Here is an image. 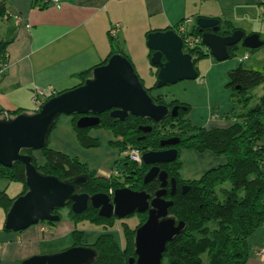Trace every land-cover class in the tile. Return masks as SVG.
I'll return each mask as SVG.
<instances>
[{"label":"crops","instance_id":"obj_1","mask_svg":"<svg viewBox=\"0 0 264 264\" xmlns=\"http://www.w3.org/2000/svg\"><path fill=\"white\" fill-rule=\"evenodd\" d=\"M4 1L6 14L0 17L3 22L5 20L2 31L4 37L0 40L8 41L9 64L0 77V109L6 112L18 108L27 112L36 111L32 100L36 87L46 89L48 93H52L50 96L74 87L90 76L84 78V71L91 70L92 74L93 68L106 62L112 52L120 51L126 54L137 70V63L152 57L153 49L147 43L148 33L175 27L187 16H192V13L198 14V17L218 18L223 29L226 21H230L245 34L257 32L264 43V37L252 26L254 16L261 15L260 12L263 13L264 20V0H60L58 3L43 0ZM17 16L20 17L19 20ZM118 21L121 26L117 35L112 37L109 29ZM247 25L248 31L244 28ZM195 28L197 24L192 21L191 30ZM184 50L187 51L185 48ZM246 52L247 50H244L243 54L236 55L235 60L228 59L230 57L217 60L205 52L203 56L206 58L203 59L209 58V64H202L201 57L197 59V78L181 79L173 85L170 83L169 86H149V91L155 99L158 96L162 98L163 101L158 103L175 105L174 101L177 100L176 104L189 105L188 117L191 119V114V121L196 125H227L234 117V105L230 102V97L221 100L211 93L212 82L210 86L208 74L214 72L213 75H224L222 81L226 90L228 87L225 86V79H228V71L231 68L242 65L246 59L256 62L249 52L247 58L239 60ZM154 66L158 79L159 67L155 64ZM153 74L155 75L154 72ZM218 84L220 85V82ZM187 94L198 96L201 103L197 106H204L202 112L194 114L196 110ZM203 96L205 100H200ZM191 97L194 99V96ZM75 115L65 117L59 127L58 132L63 135L62 145L71 142L78 144V140L80 141L75 127ZM77 116L76 121L80 114ZM96 135L100 139L97 132ZM103 136L105 141L100 140L99 145L105 144L109 156L115 157L117 162L121 157V150L116 145L117 151H114L113 146L118 136L116 137L109 128ZM55 147L67 150L66 146L59 144ZM38 161L43 162L44 159ZM99 171L107 172L104 169ZM16 182L18 181L0 176V191L5 190L11 197H16L25 189L23 181H20L23 185ZM0 207L7 213L4 206L0 204ZM67 210L66 215L61 212V219L54 224L47 220L40 221L18 231L6 230L5 222H0L1 263L21 264L32 255L54 253L74 245L93 244L106 230L101 224L102 228L97 229L96 238L84 242L83 222L88 219H74L70 209ZM249 243L250 253L246 264H264V254L259 253V249L264 246V224L251 232Z\"/></svg>","mask_w":264,"mask_h":264},{"label":"trees","instance_id":"obj_2","mask_svg":"<svg viewBox=\"0 0 264 264\" xmlns=\"http://www.w3.org/2000/svg\"><path fill=\"white\" fill-rule=\"evenodd\" d=\"M5 14L6 4L1 0L0 17ZM223 27L225 29H222L221 33H230L236 28L230 21H226V26ZM193 32L198 33V27ZM7 45L8 41L0 40V61L8 59ZM234 48L229 47L231 55ZM194 53L198 56L196 61L205 55L204 50L198 52L196 50ZM89 75L91 70L83 72L84 78ZM226 85L231 88L233 94H240L241 97L238 99L241 109L239 112L233 111L234 117L229 124L196 125L189 117H185V127L178 132L169 130L170 133L168 132V137L166 136L179 137L176 143L178 150L188 147L198 151L209 150L225 156L223 162L204 171L200 178L188 180L180 177L182 162L179 160V154L175 160L161 164L162 168L167 169L178 181L176 191L170 190L169 196L174 201L170 206V213L176 216L177 220L185 221L184 229L167 242L164 251V256L169 257L171 264H204V252L208 254V264H246L250 253L249 235L256 227L264 224V92L258 96V101L254 105L247 107V101L251 97L248 90L256 85H263L264 88V74L260 70L245 68L239 64L228 71ZM156 100L163 101L159 96ZM186 106V110L182 109L184 113L190 109L189 105ZM23 110L18 108L9 110L8 113L16 115ZM5 113L7 112L0 109V116ZM179 115L180 113L177 115L170 113L161 122H155L148 117L134 114L122 120L106 112L94 126L111 129L115 136H118L114 140V145L120 150L127 144H132L139 146L144 152L165 147L161 143L165 137L161 134L163 129L160 126L169 118L174 117L176 120ZM77 117L76 114L75 127L80 142L85 146L99 145V138L89 134L90 127H80L76 124ZM142 124H152L153 127L145 131L140 128ZM179 132L184 136L180 137ZM41 149L45 154L44 161L39 162L35 155L33 160L38 169L46 174L64 178L88 173L89 181L83 185V191L110 192L111 189L115 190L122 185L118 177L97 175L96 169H91L77 156L49 147L48 143ZM23 151L33 154L34 150ZM116 165L128 177L135 174V178L131 179L132 187H145L153 194L160 188L161 182L157 177L147 183L143 182L144 173L150 167V164L143 160L136 162L120 157ZM0 176L23 181L25 184L23 192L27 190L24 162L15 161L12 166L0 164ZM226 181L227 186L223 185ZM14 198L5 190L0 191V204L6 210ZM67 207L74 219H88L103 224L106 228L94 243L98 256L90 264H129V258L132 255L136 256V228L146 220L147 212H137L140 222L135 226L128 222L123 225L124 242H120L110 230L116 221L114 216H102L94 206L80 213L74 212L70 205ZM57 221L48 222L54 224Z\"/></svg>","mask_w":264,"mask_h":264},{"label":"water","instance_id":"obj_3","mask_svg":"<svg viewBox=\"0 0 264 264\" xmlns=\"http://www.w3.org/2000/svg\"><path fill=\"white\" fill-rule=\"evenodd\" d=\"M196 24L207 53L217 60L230 57L229 47L236 48L239 42L247 48L263 44L257 32L245 34L241 28H235L230 33H221L223 28L215 17L199 16ZM147 43L153 49L152 63L159 67L157 87L198 77V56L184 50L183 36L174 27L150 31ZM179 107L180 104L170 108L167 103L156 102L134 63L118 51L106 62L96 65L82 83L50 96L39 110L16 115L7 112L0 116V164L12 166L15 161L24 162L27 185V190L17 195L7 210L4 228L18 231L43 220H59L61 214L54 211L69 205L74 212L80 213L91 203L105 217L147 212L146 220L136 228V256L129 258V264H162L167 242L185 227L184 220H177L170 213L174 201L165 196L169 172L160 166V163L171 162L178 157L177 147L143 152V161L151 164L144 182L156 177L161 182L154 194L129 186L117 187L113 194L104 191L90 194L82 190L89 181L88 173L69 178L46 174L34 163V155L23 150L44 147L62 113L80 114L76 124L90 127L97 125L101 120L99 113L107 110L111 116L122 120L134 114L161 122L170 113L177 115ZM152 127V124L140 125L145 131ZM178 141L179 137H170L162 139L161 143L176 144ZM172 183L174 192L175 177H172ZM97 256L96 247L81 244L54 253L32 255L21 264H90Z\"/></svg>","mask_w":264,"mask_h":264},{"label":"rangeland","instance_id":"obj_4","mask_svg":"<svg viewBox=\"0 0 264 264\" xmlns=\"http://www.w3.org/2000/svg\"><path fill=\"white\" fill-rule=\"evenodd\" d=\"M260 13H261V15H259L257 17L254 16V23L252 24V26L256 27L257 29L255 31H258L259 33H261V36L264 37V20L262 18L263 13L262 12H260ZM188 17L192 18V21H194V24L197 23L198 14L192 13V16H187L186 18H188ZM4 22H5V20H4ZM4 22H3V19L0 18V38L4 37L3 32H2ZM189 28L190 29L192 28V22L189 24ZM244 28L246 31L249 30L248 25L245 26ZM234 49H235L234 53L228 59L232 60L235 58L236 55L243 54V51L247 50V52H249L251 54V58L253 57L254 59H256V62H254L253 60L249 61L248 59H246L243 61L242 66L245 68L260 70L264 74V43H263V45L259 46L258 48H255L254 50H252V48H247V47L242 46L241 43L239 42L237 44V47ZM203 58L205 59L206 57L203 56L200 58L201 60L199 59L201 61V63L202 64L206 63L205 65H208L209 64V58H207V60H204ZM137 68H138L137 71L140 74V77L142 78L146 87L149 88V86H154L156 84V82H157V76H156V72H155L156 67L151 62V57L143 59V61H140L139 63H137ZM153 72L155 73V75L153 74ZM213 73L208 74L209 75L208 83L210 86H211V82H212L213 92H211V93L216 95L218 97V99H221V100H223V98H229L230 97V102L234 105L233 111L239 112V110L241 109V103L238 101V99L241 98L240 94H233L231 88L228 87L227 85H225V86L228 88H226V90H225L224 81H222L224 75H220V74L219 75L218 74L213 75ZM225 80L228 81V79H225ZM219 82H220V85L218 84ZM171 84L173 85L175 83H171ZM171 84L169 83L165 86H169ZM263 90H264L263 85H256L254 87H251L248 90V95L250 94L251 97L247 101V107L254 105L258 101V96L264 92ZM187 95L192 100V101H190V103L193 106L194 110H196V112L194 114L197 115L198 111L202 112L204 110V106L203 105L199 106L200 109L197 106V104L201 103V101H198V98H197L198 96L194 95V94L193 95L187 94ZM191 96H194V99ZM204 96L201 97L200 100L203 98L205 100ZM176 101H174V102L177 103ZM69 115H71V114L62 113L58 117L57 121L55 122L54 127L52 128V130L50 132L49 139H48V146L52 147V148H56L55 147L56 144H59L60 146H64V147L66 146L65 148H67V150H69V151H67V150L66 151L62 150V151L69 153L72 156H77L82 162H84V164H87L91 169H96V170L104 169L107 172L114 171L117 168L115 157H112L111 155L109 156V151L107 150V147L105 146V144L102 145V143H101L100 145H96V146H85L78 140V144H76L75 142H73V143L71 142L70 144L65 143L64 145H62L63 135L59 134L58 130H59L60 125L62 124L63 119H65V117H68ZM185 117H188V112L184 113V111L181 110L180 115L176 118V120H174V117H172V119L169 118V119L165 120L166 123L163 122L162 125L160 126L163 129V131L161 133L163 135V137H165V138H166V136L168 137L169 130L181 131L182 127H185V121H184ZM190 117H191V119H193V116L191 114H190ZM181 123H182V125H181ZM221 125H224V124H221ZM208 126H210V125H208ZM107 129L108 128L104 127V126H93V127L89 128L88 131H89L90 135L95 136V137L97 136L96 135V132H97L99 137H100L99 140L105 141L104 136L102 137V135L107 132ZM178 134L180 135V137L184 136V134H181L180 132ZM109 145H111V144H109ZM168 145H171V144H167L164 146L166 148H170L171 146L167 147ZM113 147L115 149L114 151H117L116 145H114ZM137 147H139V146H137ZM174 147H176V146H174ZM56 149H58V148H56ZM115 154H116V152H115ZM33 155L36 156L37 160H42L45 158V154H44L42 149H35L33 151ZM119 156H120V154H119ZM119 156H118V158H119ZM224 158H225V156L223 154H215L209 150L198 151V150H195L192 148L183 147L180 149V153H179V160H181V162H182L181 168L179 170L180 177L184 180L200 178L202 176V174L204 173V171H206L207 169H209L212 166H216L218 163L223 162ZM147 170L145 172H147ZM107 172H106V174H107ZM123 182H124V180L121 181L122 185L124 184ZM16 183H21L23 185V183L20 181H18ZM223 185L227 186L228 182L227 181L224 182ZM109 193L113 194L114 189H111ZM67 209H68V207L65 206V207L60 208L59 210L61 212H63V215H66V213L68 212ZM112 216L115 217L116 221L114 223V226H112V229H110V230L115 234V236L118 238V240L120 242L123 241V235H124L123 231H122L123 225L126 222H128L131 226H135L137 223L140 222L139 221V213H137V212L133 213V214L126 215L125 217H119L116 214H113ZM5 217H6L5 210H4V208L0 207V222H2V223L5 222ZM140 217L143 220V217L141 215H140ZM144 218H145V215H144ZM43 221H46V220H43ZM83 223H84L83 224L84 225L83 226L84 232H83L82 238H83L84 242H88L89 240H94L96 238V235L98 232L97 229L102 228V225L97 223V222L90 221V220H84ZM203 260H204V264H208L207 252L203 253ZM162 264H171L170 259L167 255H165L163 257Z\"/></svg>","mask_w":264,"mask_h":264},{"label":"built area","instance_id":"obj_5","mask_svg":"<svg viewBox=\"0 0 264 264\" xmlns=\"http://www.w3.org/2000/svg\"><path fill=\"white\" fill-rule=\"evenodd\" d=\"M41 1V0H40ZM54 2L58 3L60 0H43V2ZM19 16H17V19L19 20ZM192 22V18H184L182 21H180L174 28L183 36L184 39V48L189 51L194 53L196 50H204L205 52L208 51L207 46L204 44L202 35L200 32L195 33L193 30L189 28V24ZM121 26V22H115L109 29V34L112 37H115L118 33V30ZM249 56V53L246 52L242 57H239V60H243ZM8 59L7 60H1L0 61V77L5 73V71L8 68ZM54 93V92H53ZM52 95V93H48L46 89L42 87H36L34 90V94L32 97V100L35 104V110H39L44 102L48 99V97ZM143 152L142 150L137 147L136 145L128 144L124 146L121 149V157L131 160V161H136V162H142L143 160ZM260 255L264 254V246L259 249Z\"/></svg>","mask_w":264,"mask_h":264},{"label":"flooded vegetation","instance_id":"obj_6","mask_svg":"<svg viewBox=\"0 0 264 264\" xmlns=\"http://www.w3.org/2000/svg\"><path fill=\"white\" fill-rule=\"evenodd\" d=\"M207 53V52H206ZM193 54H195V53H193ZM176 104V103H175ZM178 104H180V107L178 108V114L180 113V111L183 109V110H186L187 109V107L186 108H184L185 106H186V104H181V103H178ZM174 106V104H170V108H172ZM106 112H109L110 113V110H107V111H104V112H101V113H99V115H100V117L102 118V116H103V113H106ZM188 112V111H187ZM169 118V117H168ZM151 120V119H150ZM91 127H93V126H90V128ZM178 132V131H177ZM173 136H176V135H173ZM181 140V139H180ZM174 147V146H176V144H171V145H168L167 147ZM177 147V146H176ZM164 148H166V147H164ZM180 149L181 148H179V152H180ZM165 163H168V162H165ZM161 164L162 163H160V166H161ZM149 166H151V164L149 165ZM150 168V167H149ZM161 168H162V166H161ZM163 169H165V168H163ZM167 170V169H166ZM98 172H97V175H100V176H116V177H118L119 178V180L120 181H123L124 180V184L123 185H121V186H129V187H132V181H131V179L133 178H135L134 176H135V174H132V176L131 177H128V176H126L124 173H122L121 171H120V169L117 167L114 171H111L110 173H103V172H100L99 170H97ZM145 174V173H144ZM145 176V175H144ZM144 176H143V182H144ZM172 177H174V176H172L170 173H169V177H168V179H169V182H168V184H167V186H166V188H167V193H166V197L167 198H169V199H171L170 198V190L172 189L173 190V183H172ZM158 178V177H157ZM159 179V178H158ZM128 181V182H127ZM145 183V182H144ZM177 184H178V181H177V179H176V183H175V190L174 191H176V189H177ZM120 187V186H119ZM132 188H134V189H145V190H147L145 187L144 188H136V187H132ZM148 191V190H147ZM88 192V191H87ZM149 192V191H148ZM90 193V192H89ZM151 193V192H150ZM90 194H93V193H90ZM153 194V193H152ZM90 206H93L91 203L89 204V207ZM88 207V208H89ZM87 208V209H88ZM96 208V207H95ZM54 212H59L60 214H61V211L59 210V209H56V211H54ZM89 245H93L94 247H96L95 245H94V243L93 244H89Z\"/></svg>","mask_w":264,"mask_h":264}]
</instances>
